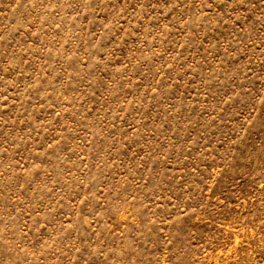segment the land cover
<instances>
[{"label":"rangeland","instance_id":"rangeland-1","mask_svg":"<svg viewBox=\"0 0 264 264\" xmlns=\"http://www.w3.org/2000/svg\"><path fill=\"white\" fill-rule=\"evenodd\" d=\"M0 264H264V0H0Z\"/></svg>","mask_w":264,"mask_h":264}]
</instances>
